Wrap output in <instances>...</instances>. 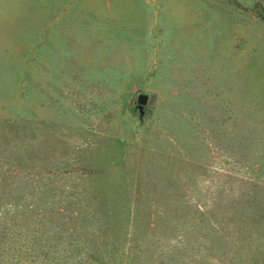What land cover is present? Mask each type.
Instances as JSON below:
<instances>
[{
  "label": "rangeland",
  "instance_id": "374dc122",
  "mask_svg": "<svg viewBox=\"0 0 264 264\" xmlns=\"http://www.w3.org/2000/svg\"><path fill=\"white\" fill-rule=\"evenodd\" d=\"M0 264H264V0H0Z\"/></svg>",
  "mask_w": 264,
  "mask_h": 264
},
{
  "label": "water",
  "instance_id": "95a60500",
  "mask_svg": "<svg viewBox=\"0 0 264 264\" xmlns=\"http://www.w3.org/2000/svg\"><path fill=\"white\" fill-rule=\"evenodd\" d=\"M148 100H149V96L146 94H142L139 96L138 103H139V108L141 109L142 112H143L144 107L148 103Z\"/></svg>",
  "mask_w": 264,
  "mask_h": 264
}]
</instances>
